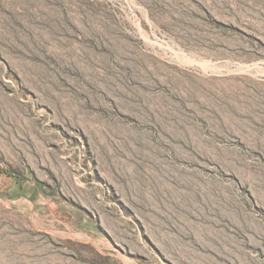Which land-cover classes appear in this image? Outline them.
I'll return each mask as SVG.
<instances>
[{"label": "rangeland", "instance_id": "obj_1", "mask_svg": "<svg viewBox=\"0 0 264 264\" xmlns=\"http://www.w3.org/2000/svg\"><path fill=\"white\" fill-rule=\"evenodd\" d=\"M0 264H264V0H0Z\"/></svg>", "mask_w": 264, "mask_h": 264}]
</instances>
